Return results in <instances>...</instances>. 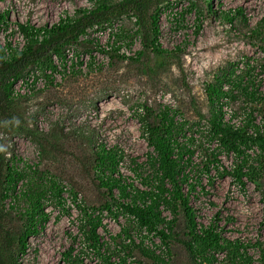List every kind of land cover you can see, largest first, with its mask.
I'll return each instance as SVG.
<instances>
[{
  "label": "rangeland",
  "instance_id": "1",
  "mask_svg": "<svg viewBox=\"0 0 264 264\" xmlns=\"http://www.w3.org/2000/svg\"><path fill=\"white\" fill-rule=\"evenodd\" d=\"M160 2L157 40L161 48L175 52L166 59L165 71L156 75L148 70L147 65L155 62L151 53L138 61L121 58L134 56L141 49V34L130 13L89 29L80 44L70 46L73 55L82 60L80 65L75 62L70 72L57 76L53 84L18 99L24 129L1 133V145L8 164L24 177L19 187L30 180L36 187L47 188L44 203L49 215L44 229L27 239L26 251L18 258L20 264H154L138 249L126 253L120 249L141 241L145 248L163 254L165 264H193L180 242L185 230L182 214L167 248L157 237L141 232L119 208H102L109 199L93 178L94 149L99 144L121 149L124 159L119 172L127 184L141 186L133 169L143 167L150 151L136 115L145 106L155 113L169 107L183 133L178 141L194 150L184 169L189 177L184 191L190 182L196 184L189 203L197 222H217L221 234L240 245V252H245L252 264H264V156L255 166V180L243 178V185L219 173L229 171L234 160L224 152L210 165L208 174L201 170L208 154L217 151V142L204 136L212 110L207 85L245 74L244 80L249 76L264 92V35L251 33L264 16V0ZM92 5L93 0H0V13L7 15L0 23V46L7 41L23 44L18 24L50 25ZM154 8L151 3L149 13ZM237 9L241 14L234 12ZM223 13L232 15V21L223 18ZM87 39L96 45L86 43ZM223 102L226 119L244 123L251 111L254 122H260L262 104H251L238 94L229 103ZM22 202L17 199L16 208ZM83 210H95L102 218L98 229L104 243L101 255L83 241L79 224ZM163 215L170 218L165 210ZM13 224L16 232L22 230L21 219L14 218ZM216 257V264H229L225 253Z\"/></svg>",
  "mask_w": 264,
  "mask_h": 264
},
{
  "label": "trees",
  "instance_id": "2",
  "mask_svg": "<svg viewBox=\"0 0 264 264\" xmlns=\"http://www.w3.org/2000/svg\"><path fill=\"white\" fill-rule=\"evenodd\" d=\"M160 1L93 0L91 8H79L73 16L60 17L57 22L50 25L35 26L27 22L18 24L17 30L23 44L17 46L7 41L0 46V135L9 129H24L18 109V99L22 96H12L14 82L25 75L30 67L42 72L54 70V55L63 57L64 50L80 44L83 40L81 38L89 29L115 17L131 13L142 39L141 49L135 52L134 56L123 55L121 58L138 61L145 54L148 57L151 53L155 62L153 66L147 65L148 70L156 75L161 70L165 71L166 59L174 56L175 52L161 48L157 40L159 35L157 10ZM151 3L155 4V8L149 13ZM234 12L241 14L242 11L237 9ZM222 16L229 22L233 19L228 13H223ZM6 17V12L0 13V23H3ZM147 18L149 23L145 24ZM251 33L255 37L264 35V16L251 29ZM85 42L94 44L90 39ZM96 49L104 51L101 48ZM176 49L178 51V48ZM262 49L264 51V43ZM92 59L88 63L89 68L93 66ZM244 79L245 74L230 75L207 85L206 95L212 110L206 119L207 129L204 136L211 142H217V151L209 153L201 166L206 175L209 173L210 165L218 162L219 153L232 155L234 157L232 168L219 173L222 176L230 175L233 181L240 185L244 184L243 178L255 180L257 176L255 166L260 156H264V92L258 90L260 83L255 84L249 76ZM225 83L227 88H224ZM237 94L251 104L263 105L259 123L254 122L251 111L248 112L244 123L238 124L233 122L232 118H225L223 101L229 103ZM170 113L171 109L167 106H163V109L156 113L147 106L143 112H136L141 123V134L150 150L146 154L143 167L136 165L133 169L140 178L139 187L127 184L119 172V165L124 159L121 149L115 146L106 148L103 144L94 149L91 164L93 178L98 186L106 191L109 199L102 208L109 211L112 205L119 208L131 218L141 232L157 237L167 248L176 234L178 216L182 214L185 230L184 238L180 242L193 264H216L217 253H225V261L229 260V264L239 261L243 264H252L251 258L245 252H240V245L231 243L221 234L217 222L208 225L197 222L194 208L189 203L196 184L190 182V188L184 191V186L189 180L184 169L191 163L194 150L178 141L183 133L177 126L174 115ZM23 179V175L17 172L16 167L8 164L0 137V264H20L18 258L26 251L27 239L44 229L49 220L44 203L47 188L36 187L30 180H26V185L21 188L18 183ZM196 181L201 183V175ZM17 199L23 201L20 208H16ZM164 210L169 213L170 218L163 215ZM14 218L22 221V230L19 232L14 229ZM79 224L84 243L101 255L100 250L104 243L98 233V229L102 227L100 214H96L95 210L88 212L83 210ZM120 249L123 253L138 249L154 264H165L163 254L145 248L142 241L140 244L131 242L121 245Z\"/></svg>",
  "mask_w": 264,
  "mask_h": 264
},
{
  "label": "built area",
  "instance_id": "3",
  "mask_svg": "<svg viewBox=\"0 0 264 264\" xmlns=\"http://www.w3.org/2000/svg\"><path fill=\"white\" fill-rule=\"evenodd\" d=\"M70 50V46L67 47L64 50L63 57H58L55 55L53 56V61L55 64L54 70L48 69L42 72L39 69L34 68L32 72L26 74L24 79L20 78L15 81L12 86V96H27L34 90H38L39 88H43L46 85L53 84L57 76H62L65 73H69L75 62L80 65L82 60H78L77 57L73 55V51Z\"/></svg>",
  "mask_w": 264,
  "mask_h": 264
}]
</instances>
